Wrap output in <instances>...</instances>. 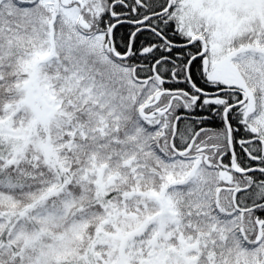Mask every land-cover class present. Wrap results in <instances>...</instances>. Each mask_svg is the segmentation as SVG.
<instances>
[{
	"label": "snow or ice",
	"instance_id": "6c2138e0",
	"mask_svg": "<svg viewBox=\"0 0 264 264\" xmlns=\"http://www.w3.org/2000/svg\"><path fill=\"white\" fill-rule=\"evenodd\" d=\"M0 264H264V0H0Z\"/></svg>",
	"mask_w": 264,
	"mask_h": 264
}]
</instances>
